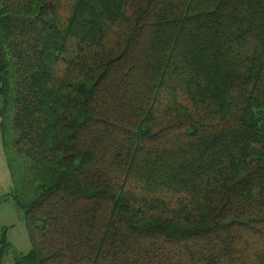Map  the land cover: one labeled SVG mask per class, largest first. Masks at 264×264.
Listing matches in <instances>:
<instances>
[{"label":"trees","instance_id":"1","mask_svg":"<svg viewBox=\"0 0 264 264\" xmlns=\"http://www.w3.org/2000/svg\"><path fill=\"white\" fill-rule=\"evenodd\" d=\"M69 1L0 0L15 264H264V0Z\"/></svg>","mask_w":264,"mask_h":264},{"label":"rangeland","instance_id":"2","mask_svg":"<svg viewBox=\"0 0 264 264\" xmlns=\"http://www.w3.org/2000/svg\"><path fill=\"white\" fill-rule=\"evenodd\" d=\"M63 0V4H69ZM13 183L9 172L0 134V240L5 234L12 248L3 258L2 264H15L21 255L31 250L30 236L24 215L14 200L6 197L12 191Z\"/></svg>","mask_w":264,"mask_h":264},{"label":"water","instance_id":"3","mask_svg":"<svg viewBox=\"0 0 264 264\" xmlns=\"http://www.w3.org/2000/svg\"><path fill=\"white\" fill-rule=\"evenodd\" d=\"M145 133H147V131H145Z\"/></svg>","mask_w":264,"mask_h":264}]
</instances>
